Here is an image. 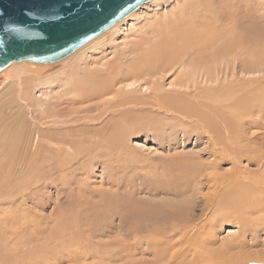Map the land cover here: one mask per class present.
I'll return each instance as SVG.
<instances>
[{
  "label": "rangeland",
  "instance_id": "obj_1",
  "mask_svg": "<svg viewBox=\"0 0 264 264\" xmlns=\"http://www.w3.org/2000/svg\"><path fill=\"white\" fill-rule=\"evenodd\" d=\"M183 1L186 0H158L153 5L148 3L149 1L144 3L133 12L132 17L116 29L114 44L122 45L127 41L136 40L139 34L150 27L149 25L156 24L164 17H171L172 14L174 16ZM245 1L252 6L255 18H260L258 24L264 27V0L242 2ZM236 5L242 6L239 3ZM227 21L229 19L225 23ZM231 35L233 36L228 32L223 40L215 43L224 45L226 38L227 40L232 38ZM253 47L255 61L247 64L235 60L232 64L229 62L216 65L218 83L211 81H208L209 85L208 82L205 83L206 87L209 86L207 92L203 94L205 98L198 96L189 98L195 104H201L203 110L207 112L216 110L223 114L222 118L226 121L219 128L222 142L226 145L230 143L231 146L247 144L258 150L255 151L258 155H262L264 34L255 37ZM73 53L51 64L31 63L25 67L30 74L45 78L58 72L61 64ZM243 53H246V47L243 50L239 49L241 57ZM110 56L111 54H108L107 57ZM90 66L98 67V64L91 63ZM8 70L5 68L0 71V105L8 97H14V100L16 98L10 94L11 78L6 76ZM173 76L169 72L162 78L165 90L174 88L169 84ZM200 84L204 85L202 82ZM216 85L220 88L212 95L213 92L210 91L215 89ZM34 94L37 96L40 93L36 90ZM160 110L151 109L149 106H143L140 111L135 110L138 117L127 124V130L125 129L121 136L112 131L111 141L101 143L100 146L94 139L102 137L99 133L104 131L84 128L87 132L84 136L90 137V141L83 145H86V148L87 145L92 148L98 145L100 150L95 149L87 154H80L75 159L72 158V164L66 167L65 172L63 171V177L55 173L54 179L42 183L30 195L25 193L11 197L5 195L3 200L1 199L3 202L0 203V264H159L155 248L161 235L157 233L158 229L155 232L153 230L162 222L157 220L161 216L157 211H163L160 205L161 208L163 206L171 209L173 214L178 212L193 216L192 218L198 217L204 209L199 192H209L211 187L207 185L206 175L201 178L198 185H194L193 177L199 171L204 172L208 162L213 160L210 156L211 133L201 120L195 116L170 114L163 109ZM92 148L90 147V150ZM227 156L225 153L221 155L217 173H228L231 170L233 160ZM245 158L243 157L239 163L247 172L245 176L248 178L245 182L257 185L250 200L252 202L253 199H263L264 157L257 160L261 162L260 164L256 159L249 164ZM206 172L213 173V170L207 169ZM222 191L220 190V193ZM10 199L15 203L10 202ZM109 200L119 201V206L116 209L112 208ZM131 202L138 203L145 213L142 212L141 216L134 213L132 216L127 215L125 211L129 209ZM146 205L149 208L148 212ZM220 208L210 215L211 220L205 224V232L211 233L207 250L191 261L186 258L183 264H264V261H253V257L264 254V210L245 214L247 218L250 216L248 218L250 220L240 224L234 212H227L229 209L226 210L227 208L222 206ZM151 209L154 211L153 214ZM170 222L174 223V220L169 219L168 225ZM238 236L243 240L242 245L220 250L223 242L233 241ZM151 246L155 251H152Z\"/></svg>",
  "mask_w": 264,
  "mask_h": 264
},
{
  "label": "bare ground",
  "instance_id": "obj_2",
  "mask_svg": "<svg viewBox=\"0 0 264 264\" xmlns=\"http://www.w3.org/2000/svg\"><path fill=\"white\" fill-rule=\"evenodd\" d=\"M242 1H183L174 16L172 14L171 17H164L159 22H154L156 24L149 25L134 41L115 45L117 43L113 42L114 32L133 16L137 8L99 34V37L96 36V40H90L89 44L85 43L75 53L72 52L68 60L61 64L58 72L45 78L30 74L26 69L27 64L34 62L9 64L6 67L9 69L6 76L11 78L10 94L16 98L14 100V97H8L0 105V203L5 195H30L39 185L54 179L55 173L63 177V171L72 164V158L95 149L100 150L101 143L111 141L112 131L121 136L127 124L137 119L135 110L140 111L143 106H149L154 110L163 109L170 114L195 116L207 127L212 141L210 156L213 160L208 162L204 172L199 171L193 177L194 185H198L206 175L207 185L211 187L209 192H199L201 204L204 206L201 214L196 218L178 212L173 214L171 209L163 206L161 208V205L160 209L163 211H157L158 215L161 214L157 220L162 222L153 231L158 229L157 233L161 236H157L158 244H154V240L152 243L158 245L155 255L159 264H183L186 258L191 261L200 257L211 241V233L205 232L206 221L211 220L210 215L218 211L220 206L229 209L227 212H234L240 224L250 220V216L247 218L245 214L264 210V198L253 199L251 202V195L257 185L245 182L248 178L245 176L246 170L239 166L243 157L250 164L255 159L260 160L264 154L258 155V150L247 144L226 145L219 132L220 126L226 121L222 118L223 114L216 110L207 112L201 104H195L189 98L203 97L209 87H206V82L218 83L216 65L229 62L232 64L235 60L248 64L256 60L253 41L256 36L264 34V27L258 24L260 18H255L252 6L247 1ZM156 2L158 0H150L148 3L153 5ZM227 19L229 21L225 23ZM228 32L233 34L232 38H226L224 45L219 42L217 45L215 42L224 38ZM244 47L246 53L241 57L239 49L243 50ZM108 54H111L110 58L107 57ZM260 59L263 60L262 57ZM91 63L98 64V67H91ZM169 72L174 75L169 83L174 88L165 90L162 78ZM217 86L215 89L210 88L212 95L220 88ZM36 90L40 93L37 96L34 94ZM84 128L104 131L99 133L102 137L94 139L99 146L92 148L87 145L86 148L83 145L90 141V137L84 136L87 133ZM223 153L233 160L232 168L228 173H217ZM207 169H212L213 173H207ZM220 190L223 191L220 193ZM195 194L198 195L197 192ZM9 201L14 202L13 199ZM116 202L109 200V205L116 209L119 201ZM131 205L125 213L129 216L133 213L141 216L142 207L138 203L131 202ZM152 217L153 215L150 219ZM169 219L174 220V223L170 222L171 226L168 225ZM154 221L150 222L155 223ZM240 237L223 242L220 250L242 245L243 240ZM253 258V261H264V254Z\"/></svg>",
  "mask_w": 264,
  "mask_h": 264
},
{
  "label": "water",
  "instance_id": "obj_3",
  "mask_svg": "<svg viewBox=\"0 0 264 264\" xmlns=\"http://www.w3.org/2000/svg\"><path fill=\"white\" fill-rule=\"evenodd\" d=\"M150 0H0V71L57 62Z\"/></svg>",
  "mask_w": 264,
  "mask_h": 264
}]
</instances>
